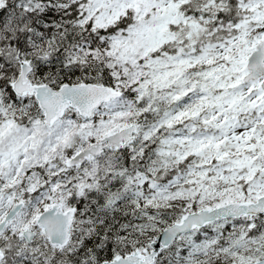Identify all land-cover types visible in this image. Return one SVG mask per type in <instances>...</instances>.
I'll use <instances>...</instances> for the list:
<instances>
[{
	"label": "snow or ice",
	"instance_id": "6c2138e0",
	"mask_svg": "<svg viewBox=\"0 0 264 264\" xmlns=\"http://www.w3.org/2000/svg\"><path fill=\"white\" fill-rule=\"evenodd\" d=\"M0 264H264V0H0Z\"/></svg>",
	"mask_w": 264,
	"mask_h": 264
}]
</instances>
